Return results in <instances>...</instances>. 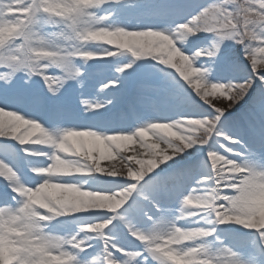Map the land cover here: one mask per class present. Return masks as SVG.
<instances>
[{
  "label": "snow or ice",
  "instance_id": "obj_1",
  "mask_svg": "<svg viewBox=\"0 0 264 264\" xmlns=\"http://www.w3.org/2000/svg\"><path fill=\"white\" fill-rule=\"evenodd\" d=\"M0 264H264V0H0Z\"/></svg>",
  "mask_w": 264,
  "mask_h": 264
},
{
  "label": "rangeland",
  "instance_id": "obj_2",
  "mask_svg": "<svg viewBox=\"0 0 264 264\" xmlns=\"http://www.w3.org/2000/svg\"><path fill=\"white\" fill-rule=\"evenodd\" d=\"M154 2L157 3H168V2H174V0H154ZM186 2H198V3H210L211 0H186ZM129 3H135V0H129ZM210 38V34L207 33H199L198 37L197 36H193V37H189V41L193 42V50H195V46H203L204 44L207 43V39ZM111 47V46H110ZM184 47L187 48L189 47V44L187 42H185ZM260 54H257L258 58H259ZM234 58V49L231 47V42H225V45L222 47V51H221V55L219 57V59L217 60L212 76L213 78H219L222 80H227L229 78H231L234 73H233V69L231 67V59ZM204 58H201V60H203ZM200 61H197L196 63L199 64ZM114 69V66H113ZM175 71V70H172ZM178 75V74H177ZM141 77V72L138 71L136 73H133V75L129 78V87L132 86V84L135 83L136 80H138ZM215 82V81H213ZM186 83V82H185ZM98 85L95 83V81H90L87 83V86L83 89L84 92V96L81 97L80 96V87L77 85L75 87H73V89L70 91V98L73 101V103H75L78 99H84V98H96L94 95V89H98ZM189 88H192L191 85H188ZM219 95V92H217V96ZM255 96V92L252 93V96L246 98L245 101H242L240 105H238L235 109L230 110V115L229 118L236 120L240 123H245V118L249 116V114H251L254 110H255V104H254V100L253 97ZM127 107V101H125L124 103H122L119 106V109H125ZM256 112L258 113V107L256 108ZM150 135V134H149ZM246 140H248L249 138L246 136L245 137ZM149 142H151V139L149 140ZM120 151L123 152L122 149H120ZM98 155V153H96ZM125 154V153H124ZM127 155V154H125ZM139 158H144L142 155ZM117 159L119 160V158L117 157ZM104 161V162H103ZM108 162V159L102 160L101 164L102 166H104L103 164ZM118 168H120L122 171L126 172V167H124L123 163L119 160V163L116 165ZM221 229L220 235L224 236L226 233V230H228L229 228H239V226L236 225H221L219 226ZM243 231H247V230H243Z\"/></svg>",
  "mask_w": 264,
  "mask_h": 264
},
{
  "label": "bare ground",
  "instance_id": "obj_3",
  "mask_svg": "<svg viewBox=\"0 0 264 264\" xmlns=\"http://www.w3.org/2000/svg\"><path fill=\"white\" fill-rule=\"evenodd\" d=\"M122 150L127 155L133 154L134 151H139L145 159L148 158L146 155H143L144 150L140 149L139 144L136 143L135 141H133L131 143H127L126 146ZM139 157L140 156H138L137 158H139ZM105 163L106 164H103L104 166H110V164H112V163H115L117 165L119 163V160L117 158H115L112 161H108V162L105 161Z\"/></svg>",
  "mask_w": 264,
  "mask_h": 264
}]
</instances>
